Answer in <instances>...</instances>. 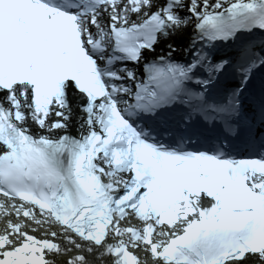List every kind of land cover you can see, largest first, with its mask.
Listing matches in <instances>:
<instances>
[{"label":"snow or ice","instance_id":"snow-or-ice-1","mask_svg":"<svg viewBox=\"0 0 264 264\" xmlns=\"http://www.w3.org/2000/svg\"><path fill=\"white\" fill-rule=\"evenodd\" d=\"M0 93V264H264V0H0Z\"/></svg>","mask_w":264,"mask_h":264}]
</instances>
